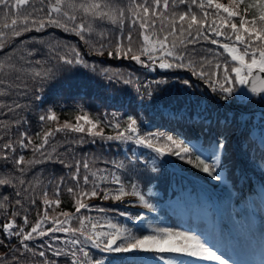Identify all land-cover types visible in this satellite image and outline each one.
I'll return each mask as SVG.
<instances>
[{"label": "snow or ice", "instance_id": "snow-or-ice-1", "mask_svg": "<svg viewBox=\"0 0 264 264\" xmlns=\"http://www.w3.org/2000/svg\"><path fill=\"white\" fill-rule=\"evenodd\" d=\"M0 21H4L0 26V189L13 193L10 196L0 191V213L11 216L0 223V264H60L61 260L65 264H184L176 259L180 256L199 258L206 264H229V259L191 232L157 228L152 234L138 235L107 217L101 224L82 215L89 209L102 213L114 210L83 202L97 197L117 202L135 197L139 205L154 211L139 185L129 183L130 190H126L117 173L158 175L157 159L166 161L169 155L221 181L227 166H222L216 149L225 148L223 132L204 156L199 146L190 147L173 135L141 134L133 115H127L122 127L119 112L101 113L93 119L83 108L75 123H59L52 108L38 114L40 130L34 139L26 113L39 107L37 102L43 100L46 85L77 67L105 78L109 86L135 85L141 104L155 98L158 89L152 84L168 83L157 80L141 85L138 78H124L119 70L90 64L76 45L57 38V30L77 37L98 56L106 53L109 58L129 59L152 71L155 66L188 69L226 102H231L236 83L251 84L248 91L264 103V87H257V82L264 84V0H230L227 5L221 0H0ZM33 32L41 34L40 38L16 43ZM205 44L215 47L205 48ZM182 83L191 86L190 80ZM54 122L55 127H46ZM105 123L116 130L115 135L104 134L100 125ZM224 123H230L227 116ZM58 133L64 135L63 143L55 142ZM97 139L140 146L154 156L145 160L129 149L132 155L125 153L127 164L111 161L110 168L94 169V158L85 154L77 159L75 148L94 145ZM24 151H31L32 158L26 160ZM49 164L60 165L67 173L44 183L41 173H33L37 166ZM138 166L144 168L143 173ZM30 174L32 179H26ZM49 189L55 200L49 198ZM64 191L72 196L75 211L60 213L62 219L49 221V210L60 205ZM37 206L42 211L31 223L28 213ZM119 214L143 219V213L134 217L129 212ZM17 219L22 223L17 224ZM73 222L78 227H70ZM58 234L68 238L61 243L62 235ZM89 247L108 254V258H93Z\"/></svg>", "mask_w": 264, "mask_h": 264}, {"label": "trees", "instance_id": "trees-1", "mask_svg": "<svg viewBox=\"0 0 264 264\" xmlns=\"http://www.w3.org/2000/svg\"><path fill=\"white\" fill-rule=\"evenodd\" d=\"M221 2L227 5L230 0H221ZM183 10V7H181L180 11ZM3 22L0 21V26ZM7 22L10 23V19ZM159 23L160 21L157 20V24ZM44 35L47 36V34ZM40 36L41 34L35 32L27 33L19 38L16 43L18 44L20 39L28 40L31 37L39 39ZM56 36L65 43L76 45L90 64L119 70L123 73L124 78H128L129 75L134 81L138 78L141 85L157 80H166L168 83L152 84L153 89H158L155 98L151 102L141 104L140 96L135 91V85L112 84L109 86L105 78L91 73L88 69L77 67L64 74L62 79L46 85L42 92L43 100L37 102L39 107H33L30 113H26L31 125L30 133L34 139L35 132L40 130L37 115L48 108H52L58 114L59 123L61 124L65 120L75 123V116L83 114L80 108L87 111L90 118L93 119L101 113L119 112L122 127L127 115H133L138 120L141 134L165 133L173 135L184 140L190 147L199 146L204 156L209 155L212 146L221 138V132H223L225 139V148L216 149L220 155L222 166H227V169L221 172L223 178L219 182L210 179L206 174L171 155L167 156L166 161L164 158L157 159L158 175L153 174L149 177L147 174L136 175L127 173L124 170L117 173L122 176L126 190H130L127 188L129 183H137L145 198L157 210L156 214L149 215L148 221L144 224H139L137 220L129 216L119 214L120 212H129L134 217L140 214L139 209L113 200L105 201L100 197L88 198L83 202L94 205L96 208L114 210L102 213L89 209L86 212L82 211V215L91 216L94 218L93 222L99 220L101 224L105 223L103 218L107 217L112 223L129 227L138 235L152 234L153 230L157 228H170L174 231L185 229L196 235L195 226L198 227V223L204 221L206 225L209 224V218L204 211L208 208L207 198L203 191H200V198L198 199L190 177L176 171L174 168L175 163L180 168L188 170L193 175L206 181L227 209H233L235 195L239 192L240 187L245 188L246 185L243 178L240 181L241 173L238 156L231 138L233 134H235L234 141L240 151L247 156L249 162L264 171V103L261 102L260 96L253 95L244 88V85L236 83L234 85L236 91L231 98V102H226L219 99L217 93L213 92L208 84L192 76L188 69H160L155 66L156 70L152 71L129 59L109 58L106 53L104 56L95 55L89 51L82 41H79L73 35L61 33L57 30ZM169 39L171 40L172 37H169ZM153 43H155L154 40ZM203 47L215 46L205 44ZM6 51H10V49H6ZM183 80H190L191 86L184 85ZM141 93H143V87H141ZM21 102L24 103L25 101ZM226 116L230 120L228 125L224 123ZM108 119H111V117H108ZM55 126L56 123L54 122L46 127ZM100 128L103 129L105 135H115L116 130L107 127L106 123L100 125ZM13 135L18 137L17 133H13ZM63 140L64 135L58 133L55 142L60 144L63 143ZM129 149H134L138 155L142 154L145 160H150L154 156L149 149L140 146L99 139L94 145L88 143L77 146L75 154L77 159L85 154L93 157L94 169L110 168L111 161H124L127 164L125 153L127 152L128 156L132 155V152L128 151ZM61 152H63V149H61ZM196 154L199 155L200 153L197 152ZM23 155L26 160L32 158L31 151H24ZM162 161L164 162L161 163ZM138 167L143 173L144 168L142 166ZM150 168L151 165L149 164V170ZM35 173H41V179L44 183H47L54 176L58 178L65 175L67 169L61 170L60 165L49 164L47 166H37L33 174ZM248 173L256 180L252 172L248 171ZM33 174L28 175L26 179L31 180ZM180 184H182V190L179 188ZM0 191H3L6 195H13L11 189H0ZM51 193L52 189H49V198L55 200L56 197L52 196ZM253 193L254 196L258 193L256 199L259 197L262 199V195L264 199V188L261 185ZM182 197L185 198L186 206H182ZM59 199L61 200L60 205L54 211L49 210V221L59 217L60 213H74L75 211L73 198L66 191L62 192ZM41 211L40 206L29 211L28 216L31 223H35L38 218L37 213ZM0 217H3L0 219V223H6L11 218L10 213L7 216L0 213ZM59 218L62 219V217ZM193 218H195V226L189 222ZM20 223L22 221L17 219V224ZM69 226L78 227V224L73 222ZM58 235H62L61 243L68 238L67 234ZM12 243H16V241L13 240ZM89 251L95 259L108 258V254H102L99 250L89 247ZM60 264H65V261L61 260Z\"/></svg>", "mask_w": 264, "mask_h": 264}, {"label": "rangeland", "instance_id": "rangeland-1", "mask_svg": "<svg viewBox=\"0 0 264 264\" xmlns=\"http://www.w3.org/2000/svg\"><path fill=\"white\" fill-rule=\"evenodd\" d=\"M240 206V202L237 201L235 203V211ZM234 209L233 212L235 213ZM258 213L260 214V217L255 218L252 213L250 214L253 216L250 217L248 212L249 227L245 231L243 229L239 230L238 228L240 236L236 243L239 251V256L237 258L229 255L227 251H225L224 244L222 246L219 245L218 239L225 235L224 232L226 225L223 221H216V219H214L210 225H205V223L202 222L203 228L199 229L197 236H200L202 240L207 241L211 246H213L214 250H218L219 254H222L226 259H229V264H264V204H259ZM254 218L258 221L256 223L258 226L257 228L251 226L254 224ZM232 219L237 222L233 217ZM179 260L184 261V264H206L204 261H195L190 259Z\"/></svg>", "mask_w": 264, "mask_h": 264}, {"label": "water", "instance_id": "water-1", "mask_svg": "<svg viewBox=\"0 0 264 264\" xmlns=\"http://www.w3.org/2000/svg\"><path fill=\"white\" fill-rule=\"evenodd\" d=\"M262 76H264V74H261ZM245 87L247 89H249L251 87V84H246ZM257 87H264V84H261L260 82H257Z\"/></svg>", "mask_w": 264, "mask_h": 264}]
</instances>
